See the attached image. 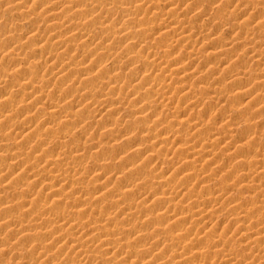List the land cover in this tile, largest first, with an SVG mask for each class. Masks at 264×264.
<instances>
[{"label": "rangeland", "instance_id": "rangeland-1", "mask_svg": "<svg viewBox=\"0 0 264 264\" xmlns=\"http://www.w3.org/2000/svg\"><path fill=\"white\" fill-rule=\"evenodd\" d=\"M0 264H264V0H0Z\"/></svg>", "mask_w": 264, "mask_h": 264}, {"label": "bare ground", "instance_id": "bare-ground-1", "mask_svg": "<svg viewBox=\"0 0 264 264\" xmlns=\"http://www.w3.org/2000/svg\"><path fill=\"white\" fill-rule=\"evenodd\" d=\"M59 5V4H58ZM120 21V20H119ZM78 22V21H77ZM67 23V22H66ZM126 23V22H125ZM71 24H73V22H72V20H71ZM70 25V24H69ZM71 26V25H70ZM69 27V26H68ZM72 28H74V27H72ZM177 39V38H176ZM176 39H174V40H176ZM64 41L63 40H59V43H63ZM132 45V44H131ZM149 50V49H148ZM147 53V52H146ZM157 61V60H156ZM155 61V62H156ZM153 62V61H152ZM158 63H159V61H158ZM167 63V62H166ZM123 65V64H122ZM161 65V64H160ZM101 66V65H100ZM107 84V83H106ZM109 85V84H108ZM145 108V107H144ZM144 110V109H143ZM207 151V150H206ZM197 154H200V156H201V154H203L205 151H204V149H202V148H198L196 151H195ZM194 153V152H193ZM195 153V154H196ZM205 154V153H204ZM203 156V155H202ZM199 161V160H198ZM260 161V160H259ZM56 162V161H55ZM194 162V161H193ZM50 163V162H49ZM53 163V162H52ZM54 164V163H53ZM52 164V165H53ZM138 167V166H137ZM112 173V172H111ZM190 177V176H189ZM62 179V178H61ZM60 180V179H59ZM168 181H166V183H167ZM175 183V182H174ZM167 185H168V187L170 186L172 189H174L175 187H177L178 185H176V184H171V182L169 183H167ZM179 187V186H178ZM178 189V188H177ZM37 192H38V190H37ZM44 192V191H43ZM85 204V203H84ZM118 209H119V207H118ZM200 214V213H199ZM113 215V214H112ZM196 215V214H195ZM132 216V215H131Z\"/></svg>", "mask_w": 264, "mask_h": 264}]
</instances>
